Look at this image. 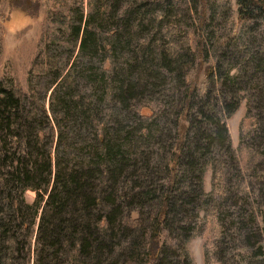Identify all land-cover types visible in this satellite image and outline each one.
<instances>
[{"label": "rangeland", "instance_id": "1", "mask_svg": "<svg viewBox=\"0 0 264 264\" xmlns=\"http://www.w3.org/2000/svg\"><path fill=\"white\" fill-rule=\"evenodd\" d=\"M85 1L87 14L89 6L88 0ZM108 1L123 6L126 0ZM155 3L166 7V17L142 29L133 22L129 36L132 45L122 50L125 56L134 59L136 44L150 40L152 53L158 61L161 51L171 47L177 56L190 60L195 66L201 62L203 65L229 62L231 68L229 72L222 67L223 75L228 74L223 88L219 82H211L206 97L199 91L206 79L205 71H195V89L193 93L188 90L192 106L186 117V84L173 68L174 64L159 67V73L141 83L143 86L134 96L136 99L132 96L126 101L123 97L101 95L94 85L96 76L89 72L90 66H84L83 60L79 63L78 93L90 91L99 97L100 112L106 115L108 126L120 132L123 146L128 145L127 139L139 129V110L147 106L154 111L150 124L145 123L149 124V133L145 134L141 128L143 137L138 144L134 139L133 155L121 164L117 173L115 193L121 203L118 214L121 245L117 249V264H146V246L154 217L161 196L166 192V158L171 145L180 140L181 122L190 127L181 151L184 152L182 159L186 156L189 164L184 162L185 166L182 164L183 167L177 169L178 175H184L180 184L184 193L179 194L182 197L179 205L183 207H178L177 211L171 208L168 212L157 262L264 264V60H248H252L257 51L264 50V17L245 37L247 28L237 20L236 0H149V5ZM72 5L74 0H42L39 14L30 17L12 10L8 0H0V16L7 17L4 24L0 23V91L20 88L29 96L27 79L41 34L48 28L51 36L57 35L61 27L48 22L46 8L61 12ZM238 43H245L248 48L239 50ZM53 47L66 50L63 44L56 43ZM84 58L94 65L98 64L100 55ZM235 76L239 80L236 85L231 83ZM236 101L240 104L235 110H224L220 106ZM216 123L224 127V134L216 141L200 139L204 131L213 133ZM66 124L68 139L61 146L65 150L63 154L90 156L89 148L95 139L93 131L80 121L68 120ZM9 133L4 131L0 142V219L5 217L2 222L7 223V234H14L18 241L14 250L15 263L27 264L29 258V264H35L42 209L37 205L38 192L22 190L21 182L11 174L17 170L16 160L24 154L13 144V136ZM227 135L230 145L224 139ZM198 144L204 148L199 149ZM49 145L61 155L56 135ZM190 167L193 168L189 170ZM41 182L46 183L43 179ZM139 187L150 194L148 198L135 197L133 192L139 191ZM21 203L24 205L20 211L18 204ZM142 204L147 206L144 209L147 218L129 220L136 205ZM21 217L29 225L27 231L18 226ZM2 222L0 220V224ZM4 246L6 241L0 231V255L4 253ZM130 254L138 258H130ZM112 261L110 254L105 253L103 264Z\"/></svg>", "mask_w": 264, "mask_h": 264}, {"label": "trees", "instance_id": "2", "mask_svg": "<svg viewBox=\"0 0 264 264\" xmlns=\"http://www.w3.org/2000/svg\"><path fill=\"white\" fill-rule=\"evenodd\" d=\"M124 2L122 6L108 0H88L87 14L85 0H74V5L61 12L47 7L45 17L48 22L61 27L57 35L51 36L48 28L41 34L27 79L29 96L20 88L0 91V142L3 132L8 131L13 136V144H17L21 154H24L16 160L17 170L11 174L21 182L22 190L38 192L37 205L42 209L36 235L35 264H103L105 253H109L113 260L109 264H117V249L121 245V220L118 216L121 203L115 193L118 188L117 173L121 164L125 160L129 161V156L133 155L131 149L136 148L143 132L149 133V120L154 116L153 109L143 106L139 110V129L127 139L128 145L123 146L120 132H114L113 127L108 126L106 115L103 116L100 112L99 97L90 91L81 94L77 91L81 60L84 66H90L89 72L96 76L94 85L101 95L123 97L126 101L137 95L143 81L148 82L152 75L159 73V67L174 64L173 68L178 70V75L183 77L186 84V117L192 106L188 90L193 93L195 89L196 70L205 71L206 79L199 89L204 97L211 82H219L223 88V83L228 78V74L223 75L222 67L225 66L230 72L229 62H210L208 65L201 62L199 66H195L190 60L177 56L171 47L161 51L158 61L152 53L150 40L136 44L134 59L125 56L122 50L129 48L131 44L129 36L133 22L142 29L155 21H163L167 10L163 4L149 5V0ZM236 3L237 20L247 28L244 30L246 37L251 28L264 17V0H236ZM8 4L12 10L35 17L40 12L42 0H8ZM6 20L7 17L2 14L0 23L4 24ZM56 43L63 44L66 50L55 49L53 46ZM238 44L239 50L248 48L245 43ZM1 47L0 37V52ZM76 49L78 51L74 54ZM91 54L100 55L98 64L93 65L90 60L84 61L85 56L92 59ZM262 54L264 55V50L257 51L252 60L248 59L249 62L263 61ZM85 77L88 78L86 75ZM238 81L235 76L231 83L236 85ZM239 104L236 101L232 105L226 103L220 106L235 110ZM68 120L80 121L93 131L95 139L89 148L90 156L70 152L63 154L65 150L61 146L68 139L65 127ZM180 125V140L171 145L166 158V192L161 196L159 210L154 217V227L146 246V264H164V261H157L162 251L168 212L171 208L177 211L182 206L179 205V202L182 203L179 194L184 193L180 187L184 175H178L177 169L182 164L185 166L184 162L188 163L185 155L182 159L184 152L181 151L185 148L186 134L190 127L185 122ZM141 128L144 129L143 132ZM212 132L204 131L200 139L216 141L225 130L217 124ZM53 135L57 137L58 152L61 155L57 151L55 153L49 145ZM224 139L229 144L228 135ZM203 148L204 146H199V149ZM13 160L15 161V157L12 165ZM202 176L203 172L200 174L201 179ZM42 179L46 183H42ZM138 190L133 192L136 198L149 197L150 194L141 187ZM23 205L24 203L18 204L20 211ZM145 208L147 206L143 204L136 205L133 209L135 212H131L128 219L132 222L146 219ZM4 218L0 219L1 222ZM0 225L6 241L4 253L0 255V264H16L14 250L18 241L14 234H7V223L2 222ZM18 226L25 231L29 228L23 217L18 221ZM130 258H138V255L130 254ZM29 263L28 258L27 264Z\"/></svg>", "mask_w": 264, "mask_h": 264}]
</instances>
